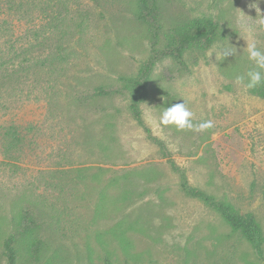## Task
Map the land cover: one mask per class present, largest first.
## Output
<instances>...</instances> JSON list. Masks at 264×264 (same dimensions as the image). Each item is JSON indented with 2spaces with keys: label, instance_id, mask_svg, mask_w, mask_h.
Listing matches in <instances>:
<instances>
[{
  "label": "rangeland",
  "instance_id": "rangeland-1",
  "mask_svg": "<svg viewBox=\"0 0 264 264\" xmlns=\"http://www.w3.org/2000/svg\"><path fill=\"white\" fill-rule=\"evenodd\" d=\"M31 1L0 0V55L33 22L13 6ZM158 1L162 45L195 18L214 19L219 33L209 49L186 52V67L172 57L156 62L145 121L191 185L231 201L243 215L254 213L264 230V97L246 88L247 78L236 80L255 69L247 43L264 50V25L251 7L258 4L264 14V0ZM53 2L69 7L68 30L86 21L84 34L65 37L59 53L69 57L56 61L58 72L48 71L41 87L31 82L21 87L27 95L5 94L11 104L0 111V264H8L4 241L29 203L42 249L31 257V237H22L18 264H264V255L220 214L183 191L180 174L129 112L126 86L152 50L150 27L135 16L137 0ZM223 46L237 53L217 61L214 52ZM52 51L53 43L43 55L50 59ZM100 85L124 90L77 100ZM184 98L194 123L211 120V128L159 124L162 111ZM12 122L26 141L11 159L2 127Z\"/></svg>",
  "mask_w": 264,
  "mask_h": 264
},
{
  "label": "trees",
  "instance_id": "trees-1",
  "mask_svg": "<svg viewBox=\"0 0 264 264\" xmlns=\"http://www.w3.org/2000/svg\"><path fill=\"white\" fill-rule=\"evenodd\" d=\"M53 1L48 0L46 3H42V1L32 0L29 4L20 2L12 8L13 12L21 13L22 17L32 19L33 22L22 40L17 43H11L10 41V46L7 48L8 52L4 50L0 55V111L8 109L9 104H11L5 96L8 91L13 95H17V97L23 96L24 91L27 95L26 89L21 87L31 85V82L39 83L41 87L40 80L48 71L58 72L56 61H66L69 57L68 54L59 53L60 49L64 48L63 40L67 35L72 32L84 34L83 27L86 21L77 22V28L76 25L73 27L77 30H68L71 29L68 24L66 25L69 18V7H65L64 10L63 4H59L62 2ZM136 4V18L147 24L153 35L150 56L142 63L135 77L130 80V85L126 86L130 93L128 109L132 118L144 129L147 137L159 145L160 151L167 158L173 170L180 174L183 191L190 198L202 202L209 209L220 214L234 232L241 234L257 253L263 256L264 230L257 216L252 212L243 215L231 201L219 199L215 195L191 185L185 171L176 163L165 143L154 136L145 121L142 109L143 103L149 97V81L156 62L163 57H172L179 65L186 67V52L192 48L209 49L218 37L219 23L210 17L189 20L182 28L174 31V34L168 38L167 43L162 45L163 25L161 23L162 14L159 1L137 0ZM52 43L57 51L50 52L55 55L48 59L49 55L44 56L43 54ZM48 62L51 63L50 66H48ZM33 86L37 87L38 85ZM23 89L25 90L23 91ZM119 90H124V88L121 87L112 91L106 86L100 85L92 93L78 95L76 98L81 103H89L95 98L108 96ZM252 92L264 97V83L253 88ZM2 128V147L5 156L11 159L18 158L17 152L22 149L26 141L22 128L14 122L4 125ZM83 175V173H79L80 177H83ZM124 190L127 195H130L131 192L128 188ZM32 204H25L21 207L16 216L17 227L4 241L3 254L8 264H18V242L22 237H31L28 241V254L31 257H38L41 252L43 241L35 236L39 224Z\"/></svg>",
  "mask_w": 264,
  "mask_h": 264
},
{
  "label": "clouds",
  "instance_id": "clouds-1",
  "mask_svg": "<svg viewBox=\"0 0 264 264\" xmlns=\"http://www.w3.org/2000/svg\"><path fill=\"white\" fill-rule=\"evenodd\" d=\"M251 7H255L257 9V16L261 17L260 24L264 25V14H261L259 5L253 4ZM246 48L248 59L254 62L255 69L249 70L246 73V77L243 75L237 76L236 80L240 83L247 78L246 88L253 89L264 83V50L258 48L255 42L247 43ZM214 53L217 61H223L226 57L235 55L237 53V49L229 46H223ZM209 55L212 56L213 53H210ZM194 116V112L188 107V100L184 98L182 102L166 107L162 111L159 117V124L164 126H175V128L179 131H203L213 126V122L211 120L194 123Z\"/></svg>",
  "mask_w": 264,
  "mask_h": 264
}]
</instances>
